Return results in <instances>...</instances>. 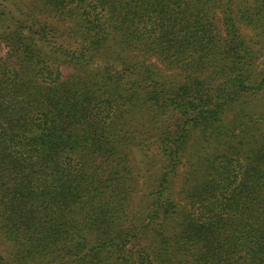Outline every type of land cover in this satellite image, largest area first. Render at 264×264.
<instances>
[{"label": "trees", "instance_id": "1", "mask_svg": "<svg viewBox=\"0 0 264 264\" xmlns=\"http://www.w3.org/2000/svg\"><path fill=\"white\" fill-rule=\"evenodd\" d=\"M0 264H264V0H0Z\"/></svg>", "mask_w": 264, "mask_h": 264}]
</instances>
